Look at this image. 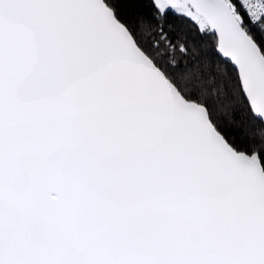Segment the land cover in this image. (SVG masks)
Here are the masks:
<instances>
[{"label":"snow or ice","instance_id":"1","mask_svg":"<svg viewBox=\"0 0 264 264\" xmlns=\"http://www.w3.org/2000/svg\"><path fill=\"white\" fill-rule=\"evenodd\" d=\"M0 264H264V0H0Z\"/></svg>","mask_w":264,"mask_h":264}]
</instances>
